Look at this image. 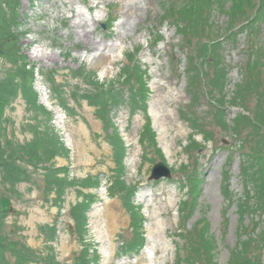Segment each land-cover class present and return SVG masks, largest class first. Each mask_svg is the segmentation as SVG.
<instances>
[{
    "label": "rangeland",
    "instance_id": "obj_1",
    "mask_svg": "<svg viewBox=\"0 0 264 264\" xmlns=\"http://www.w3.org/2000/svg\"><path fill=\"white\" fill-rule=\"evenodd\" d=\"M232 1H212L207 22L212 32L205 28L201 35L182 29L177 10L187 0L23 1L26 36L20 53L34 69L31 86L38 104L52 116L53 133L69 151L67 158L51 163L67 168L68 181L97 176L100 185H66L58 202L44 177L51 163L34 161L25 167L29 181L14 187L0 175V199L9 204L0 220L4 235L34 249L38 258L53 256L58 264L72 263L83 241L95 245L97 264H229L233 254L264 261V193L257 189H264V164H250L251 156L244 157L251 150L264 156V131L252 121L256 112L264 113V75L245 68L252 36L264 64V21L246 27L258 1L248 0L229 22ZM216 42L220 45L209 56L207 44ZM203 58L210 66L200 65ZM130 59L145 71L146 113L128 101L129 85L120 83L121 69L133 65ZM217 62L226 76L215 85ZM10 68L0 59V80ZM112 81L126 99L109 117L126 148L121 181L135 188L132 204L143 218L141 246L126 208L127 192L110 190L115 178L108 140L112 127L106 130L96 108L82 97L94 94L96 82L107 91ZM146 115L160 154L149 141L139 143ZM37 117L47 121L20 96L10 105L0 104V138L14 145L41 141L45 135ZM158 162L171 170L170 179L149 180ZM81 193L95 196L83 241L71 232L70 214L82 201ZM203 221L214 246L209 254L200 240ZM53 224L57 237L49 241L39 229Z\"/></svg>",
    "mask_w": 264,
    "mask_h": 264
},
{
    "label": "trees",
    "instance_id": "obj_2",
    "mask_svg": "<svg viewBox=\"0 0 264 264\" xmlns=\"http://www.w3.org/2000/svg\"><path fill=\"white\" fill-rule=\"evenodd\" d=\"M23 1L30 2L33 4L34 0H0V59H4L10 63L11 68L6 74L5 79L0 80V104L10 105L14 102L18 96H20L30 107V109H35V112L41 115V117L47 121H41L37 117V123L43 126L42 134L45 135V138L41 141H32L25 145H14L12 140L3 141L0 138V175L7 185L12 187L16 186L22 182H28L30 176L25 167L31 165L34 161L38 164L47 163L50 164L56 157H68L69 151L66 149L60 140V137L53 133L52 127V116L42 105L38 104V95L36 91L32 88L34 69L29 67L26 63L25 57L20 53V43L21 40L26 36V33L22 30L23 26V13L21 11ZM213 0H187L180 8L177 10L178 18L184 21L182 29L187 32H195L201 35L205 28L211 29L212 26L207 24L209 22V16L211 13V4ZM248 0H234L232 1L231 6L229 7L228 21L236 18L240 11L241 7ZM255 16L249 20L246 24V27H250L253 24L257 26L261 25L264 21V0H258L255 3ZM201 22H198L200 21ZM250 29V28H249ZM184 31H181L183 36L186 35ZM232 31V28L229 29ZM233 33V31L231 32ZM222 40L221 42H223ZM220 45L219 42L213 44H207L206 53L209 56L215 54L216 47ZM249 57L250 61L246 65V70L253 72L257 71L259 74L264 75V64L260 61L263 60V52L260 44L254 43V36L251 38L250 43ZM208 50L212 52L208 53ZM213 59V58H212ZM129 63H133L132 66L127 69H121V77L124 78L123 82H120L123 86L124 84L129 85V94L128 101L135 105L146 113L147 102L149 98V87L145 76V71L140 69V65L137 59L129 60ZM201 66H210L206 58H203L200 61ZM199 65V66H200ZM222 64L217 62L212 69H214V75H219L220 77L215 78L213 84H217L219 79H223L226 76V72L221 67ZM220 69V72H219ZM94 89V94H85L82 97L85 98L89 104L96 108V116L104 123L106 130L109 126L112 127V134L108 135V140L112 146V156L115 164L114 170V180L110 188L113 193L127 192L126 201H127V211L132 220L133 231L138 236V246L144 244V239L142 237V220L138 211L133 207L132 197L135 193V188L126 187L124 182L121 181L122 173L124 170V160L126 157V148L122 139L118 135V131L109 117V112L112 109H118L126 103V99L122 95V91L116 89L115 83L112 81L107 91L104 88L103 84L96 82ZM135 84L139 86L136 88ZM239 99L243 98L241 95L238 96ZM68 109V107L66 106ZM244 111V110H243ZM220 112V111H219ZM246 112V111H244ZM244 122L245 117L241 118ZM252 121L257 129L261 127L264 131V113L256 112ZM222 125L225 124L222 122ZM258 131V130H257ZM261 130H259V133ZM149 141L155 148V152L160 154V151L156 147L155 133L152 129L150 118L146 115V123L142 130L139 143H144ZM261 150H257L255 155L244 154V157H250V164H257L260 167L264 164V156L260 153ZM45 179L47 181L48 191H54L57 195V201H61L64 192L66 191V185H73L75 183L81 185L82 187L89 188L93 187L94 189L99 188V179L97 176L89 177L80 182L77 181H68L67 179V168H56L53 163L51 166L45 169ZM59 174H64L63 177H59ZM258 176H263V170L260 169ZM194 183L190 190L194 191L199 185ZM258 184V183H256ZM258 194L264 193V189L257 188ZM80 192V191H79ZM82 201L77 202L72 206L70 210L71 218L73 220V230L72 233H75L79 240H84L87 235V213L91 208L92 203L94 202L95 196L92 193L83 194ZM57 204V203H56ZM9 204L6 198L0 199V220L3 219L6 213L9 211ZM203 221V229L201 233V243L203 248L206 251V254L213 252V243L211 237L206 234L207 227L206 223ZM3 223L0 221V264H58L54 262V257L43 259L38 258L37 253L34 249L22 244L18 241L10 240L6 235L3 234ZM44 236H47V240L52 241L57 237V226L53 224L50 226L40 227L39 229ZM259 241V238H258ZM136 247V245H134ZM53 251V247H50ZM240 254V253H238ZM12 259V260H11ZM14 261V262H13ZM98 263V254L95 248V245L90 241H83L82 249L76 257L73 259L70 264H97ZM229 264H264V261L260 259L258 255L248 256L236 254L232 255V258Z\"/></svg>",
    "mask_w": 264,
    "mask_h": 264
},
{
    "label": "water",
    "instance_id": "obj_3",
    "mask_svg": "<svg viewBox=\"0 0 264 264\" xmlns=\"http://www.w3.org/2000/svg\"><path fill=\"white\" fill-rule=\"evenodd\" d=\"M171 176L172 172L168 166L164 162H158L152 167L149 180L170 179Z\"/></svg>",
    "mask_w": 264,
    "mask_h": 264
},
{
    "label": "bare ground",
    "instance_id": "obj_4",
    "mask_svg": "<svg viewBox=\"0 0 264 264\" xmlns=\"http://www.w3.org/2000/svg\"><path fill=\"white\" fill-rule=\"evenodd\" d=\"M103 253H104V255H107V253H108V250H105Z\"/></svg>",
    "mask_w": 264,
    "mask_h": 264
}]
</instances>
